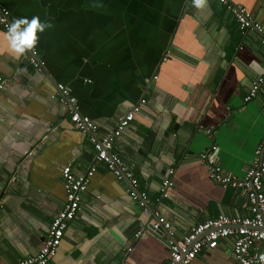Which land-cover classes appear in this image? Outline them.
I'll list each match as a JSON object with an SVG mask.
<instances>
[{"label": "crops", "instance_id": "crops-1", "mask_svg": "<svg viewBox=\"0 0 264 264\" xmlns=\"http://www.w3.org/2000/svg\"><path fill=\"white\" fill-rule=\"evenodd\" d=\"M234 1L264 26V0ZM0 3L10 22L38 16L51 25L22 57L3 51L0 42V264H18L39 251L64 202L61 167L70 164L80 175L94 165L93 147L70 121V106L60 103L57 84L69 90L77 111L99 126V135L145 100L113 149L149 202L143 213L129 195L130 184L95 164L79 211L47 264H167L165 236L148 227L153 213L170 222L175 239L220 215L248 214L242 193L211 181L199 158L215 144L223 173L242 177L264 137V95L244 101L264 73V43L251 31L240 32L223 5L216 0H207L203 9L194 8L192 0ZM32 53L44 62L40 72L29 64ZM166 178L172 186L163 197ZM190 264L237 263L230 241L223 239Z\"/></svg>", "mask_w": 264, "mask_h": 264}, {"label": "built area", "instance_id": "built-area-1", "mask_svg": "<svg viewBox=\"0 0 264 264\" xmlns=\"http://www.w3.org/2000/svg\"><path fill=\"white\" fill-rule=\"evenodd\" d=\"M216 1L228 10L240 32L251 31L257 34L264 43V26L251 12L234 0ZM8 23H10L9 11L0 3V28L4 30ZM32 54L29 64L40 72L43 70L44 62L38 60L34 53ZM3 87L4 84L0 78V90ZM56 90L60 103L70 106L69 119L73 126L86 137L93 147L94 165L80 175L72 172L70 164L61 167L60 176L64 189L63 205L50 221L37 254L21 259L18 264H47L55 256L68 224L73 221L79 211L82 194L87 190L94 175L95 164L105 165L117 180H126L132 188L129 192L130 197L137 201L143 213L148 211L149 201L146 194L136 191L137 180L131 168L113 149L114 141L119 139L122 131L131 124L145 100H140L138 104L133 105L121 115L114 129L109 133L99 135V126L88 116L77 111L75 99L70 96L69 90L62 84H57ZM258 94L264 95V73L253 80L244 101L249 102ZM204 132L208 136L212 134L211 129H205ZM216 151L217 146L212 144L207 151L200 154V163L207 167L211 181L222 187L237 189L242 193L246 200L248 214L232 217L220 215L215 219L192 225L180 239H175L170 222L160 213H153L148 227L152 232L161 231V235L165 236L168 248L167 264H190L199 253L215 249L218 242L223 239L230 241L231 253L237 264H264V137L255 148L250 167L242 177L223 173L215 158ZM173 173V169L168 170L169 176ZM170 186L172 182L169 178L162 181L161 194L163 197ZM140 235L141 230L135 234V237L138 238Z\"/></svg>", "mask_w": 264, "mask_h": 264}, {"label": "clouds", "instance_id": "clouds-1", "mask_svg": "<svg viewBox=\"0 0 264 264\" xmlns=\"http://www.w3.org/2000/svg\"><path fill=\"white\" fill-rule=\"evenodd\" d=\"M192 6L203 9L207 6V0H192ZM51 25L42 21L38 16L13 18L3 31H0V42L3 51L19 58L37 46L40 34H43ZM24 71V69H21Z\"/></svg>", "mask_w": 264, "mask_h": 264}, {"label": "water", "instance_id": "water-1", "mask_svg": "<svg viewBox=\"0 0 264 264\" xmlns=\"http://www.w3.org/2000/svg\"><path fill=\"white\" fill-rule=\"evenodd\" d=\"M166 196H167V197L169 196L168 193H166ZM155 234H157V235H161L162 232H161V231H155Z\"/></svg>", "mask_w": 264, "mask_h": 264}]
</instances>
